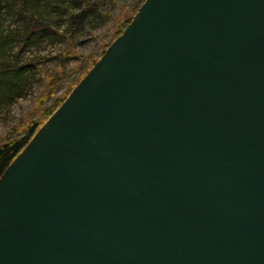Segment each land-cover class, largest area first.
Instances as JSON below:
<instances>
[{"label": "water", "instance_id": "obj_1", "mask_svg": "<svg viewBox=\"0 0 264 264\" xmlns=\"http://www.w3.org/2000/svg\"><path fill=\"white\" fill-rule=\"evenodd\" d=\"M0 264H264V0H144L1 176Z\"/></svg>", "mask_w": 264, "mask_h": 264}, {"label": "rangeland", "instance_id": "obj_2", "mask_svg": "<svg viewBox=\"0 0 264 264\" xmlns=\"http://www.w3.org/2000/svg\"><path fill=\"white\" fill-rule=\"evenodd\" d=\"M143 1L99 0L84 27L69 34L64 9L80 11L73 0H0V74L11 77L8 92L0 86V144H25L31 125L62 105ZM44 26L55 32L39 31Z\"/></svg>", "mask_w": 264, "mask_h": 264}, {"label": "trees", "instance_id": "obj_3", "mask_svg": "<svg viewBox=\"0 0 264 264\" xmlns=\"http://www.w3.org/2000/svg\"><path fill=\"white\" fill-rule=\"evenodd\" d=\"M74 2L77 3V5L80 7V11L77 14L72 13L68 8H65V12L67 13V21L69 23L68 28L66 29V31L69 34H75L78 30L82 29L84 27V22L85 19L87 17L88 12L96 6V4L98 3L99 0H73ZM105 2L107 0H104ZM139 9V8H138ZM135 15V14H134ZM132 17L125 19L119 26L118 30H117V36H120L123 31L127 28V26L131 23L132 21ZM32 19V18H31ZM34 20V19H32ZM34 21H32V25ZM44 26L43 29L41 27V29L39 31H46L47 29H50L49 27ZM54 31V30H52ZM55 32V31H54ZM116 36V37H117ZM71 45L68 44V47H70ZM103 54V53H102ZM74 56V55H73ZM8 72L7 71H3V73H1V79H0V86L1 88H3V86L6 87L4 91L8 92L7 90L10 89V85H11V77L8 76ZM2 89V90H3ZM49 112L47 114H45L43 120L38 124V126L40 127L44 122H46V120L50 117L49 116ZM37 125H31L30 127V131L27 134V141L25 142V144L22 145L23 140L18 141V142H7V143H2L0 144V177L3 175V173L6 171V169L9 167V165L11 164L12 161H14V159L18 156L19 152L23 150V148L28 144V142L31 140V137H33V133L36 132L39 127ZM32 132V134H30Z\"/></svg>", "mask_w": 264, "mask_h": 264}]
</instances>
